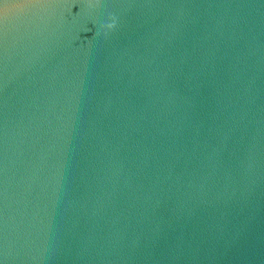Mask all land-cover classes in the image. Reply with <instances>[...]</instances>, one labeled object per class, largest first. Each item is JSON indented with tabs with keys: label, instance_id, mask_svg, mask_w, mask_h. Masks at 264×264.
I'll return each instance as SVG.
<instances>
[{
	"label": "water",
	"instance_id": "95a60500",
	"mask_svg": "<svg viewBox=\"0 0 264 264\" xmlns=\"http://www.w3.org/2000/svg\"><path fill=\"white\" fill-rule=\"evenodd\" d=\"M0 264H264V0H0Z\"/></svg>",
	"mask_w": 264,
	"mask_h": 264
}]
</instances>
